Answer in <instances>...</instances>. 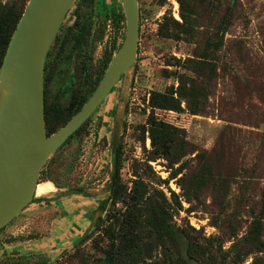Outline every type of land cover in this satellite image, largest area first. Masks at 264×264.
I'll use <instances>...</instances> for the list:
<instances>
[{
    "label": "rangeland",
    "instance_id": "rangeland-1",
    "mask_svg": "<svg viewBox=\"0 0 264 264\" xmlns=\"http://www.w3.org/2000/svg\"><path fill=\"white\" fill-rule=\"evenodd\" d=\"M28 1L0 0V5ZM112 1L116 2V8L121 6L120 0H105V4ZM80 7L81 3H77L72 8L65 24L72 22L75 11L91 15L86 50L92 54L94 65L101 61L104 64L113 42L116 51L120 47L124 29L117 30L112 17L101 15L99 0L81 10ZM139 10L137 61L128 77V100L120 135L119 177L128 188L136 174L156 184L157 178L166 181L172 173L165 159H150V140L141 127L146 126L150 114V93H171L177 87L170 77L175 68L167 66L168 62L175 64L173 58L185 59L192 49L183 42L174 41L170 31H164L162 26L164 16L180 21L176 0H167L162 7L158 6V0H139ZM224 41L226 46L220 53L219 64L226 69L219 71L205 112L178 115L155 111L154 116L158 126L178 134L192 146L193 153L187 158L207 153L215 174L230 175L225 201L220 203L223 198L217 197L222 192L205 188L201 192L202 203L190 205L181 197L176 179L170 180L168 185L155 186L167 197H170L169 190L180 196L183 209L174 215L177 226L193 228L199 233H195V237L221 239L223 252H229L232 244L246 234L254 217L262 218L264 234V80L256 84L245 82L255 72L264 79V0H240L236 18ZM58 76L55 87L62 86L65 81V68L62 67ZM119 100V89L115 87L83 129L54 153L40 174L39 185L50 183L57 192L82 189L94 194L108 189L112 174L110 150L114 113ZM104 198H86L82 200L86 205L71 197H66V201L74 206V212L86 210L91 214ZM120 206V203L115 207L109 204L96 223L105 220L110 210ZM78 216L69 214V209L64 211L62 204L28 206L0 230V264H101L108 244L103 232L106 224L92 227L90 218L80 222ZM87 235L90 238L86 242L74 246L78 236ZM233 256L230 252V257ZM159 258L156 252L147 263L157 264ZM257 258L264 264V254ZM252 263L253 256H249L242 264Z\"/></svg>",
    "mask_w": 264,
    "mask_h": 264
},
{
    "label": "trees",
    "instance_id": "trees-1",
    "mask_svg": "<svg viewBox=\"0 0 264 264\" xmlns=\"http://www.w3.org/2000/svg\"><path fill=\"white\" fill-rule=\"evenodd\" d=\"M93 1L78 0V3H81L79 9L92 5ZM166 1L158 0V6H164ZM176 2L179 6L180 21L171 16H164L163 29L170 31L174 41L183 42L192 49L185 59L173 58L175 64L168 62L167 66L175 68L170 77L174 78L177 87L171 93L159 91L150 93L148 98L150 114L146 126L141 127L142 133L147 132L150 140L152 148L150 159H165L172 173L166 181L157 178L156 184H151V181L147 182L145 178L136 174L128 188L119 177L122 156V147L119 143L117 179L109 198L102 201L100 209L104 212L109 204L115 207L120 203L121 206L110 210L105 220L100 219L94 226L106 224L103 232L108 244L104 250L102 264H152L147 261L152 260L156 252L160 257L157 264H228V262L242 264L249 256H253L252 264H263V261L257 258V255L264 254L263 224L260 216L254 217L246 234L232 244L229 252H223V240L195 237L194 234L199 233L193 228L177 226L174 215L183 209L180 196L169 190L170 197H167L163 190L155 186L168 185L170 180L176 179L182 191L181 197L190 205L202 203L201 192L205 188H213L217 192H222L217 196L223 198L221 203L225 201L227 195L225 191L228 189L230 177L229 174L214 173L213 163L209 162L207 153L197 154L194 159L187 158L193 153L192 146L178 134L158 126L154 113L159 111L178 115L185 113L201 115L205 112L208 97L214 82L218 79L219 71L226 69L224 65L219 64L220 53L226 46L225 35L234 23L240 0H176ZM26 4L9 2L0 5V67ZM99 11L105 18H113V26L117 30L124 28L121 6L116 8L115 1L106 5L105 0H99ZM75 19L74 39L76 36L88 38L91 15L75 11ZM114 51L115 42L105 58L104 69ZM164 73H168L167 70H164ZM247 78L249 79L245 82L254 84L264 80L258 72ZM44 113L48 136L62 127L72 115L63 109L59 113H54L47 107L44 108ZM82 129L83 127L75 135ZM148 169L150 170V167ZM72 195L90 197L82 189H68L61 197ZM233 237H236L235 234ZM89 238L90 235L85 236L82 243ZM230 252L234 254L233 257H230Z\"/></svg>",
    "mask_w": 264,
    "mask_h": 264
},
{
    "label": "water",
    "instance_id": "water-1",
    "mask_svg": "<svg viewBox=\"0 0 264 264\" xmlns=\"http://www.w3.org/2000/svg\"><path fill=\"white\" fill-rule=\"evenodd\" d=\"M120 1L124 18L120 47L83 107L50 136L44 117L45 62L60 27L78 0H29L26 4L0 67V230L44 196H37L36 189L48 161L121 83L110 150L113 160L109 188H113L128 77L137 61L140 36L139 0ZM63 193L59 192V196ZM87 193L90 197L72 196L99 198L109 196L110 190Z\"/></svg>",
    "mask_w": 264,
    "mask_h": 264
},
{
    "label": "flooded vegetation",
    "instance_id": "flooded-vegetation-1",
    "mask_svg": "<svg viewBox=\"0 0 264 264\" xmlns=\"http://www.w3.org/2000/svg\"><path fill=\"white\" fill-rule=\"evenodd\" d=\"M65 20L62 26L60 27L56 39L48 52L44 68V108L47 107L49 111H52L54 113H59L61 109L66 110L67 114L71 113L72 115L68 118L64 125L83 107L88 98L92 95L99 82L101 81L103 74L110 62H108L105 69L103 68L104 66L102 61L96 62V65H94L92 61V54H90V51L86 50L89 45L86 36H76L75 39L73 37V29L75 28L76 21L75 16H73V20L70 24H65ZM62 67L66 70L65 81L62 83V86L55 87L54 85L57 84V80L59 79L58 75ZM82 86H84L85 91L83 94L81 93V89L83 88ZM120 86L121 83L117 85L119 92ZM63 98H66L65 102L62 101ZM102 102L100 103V105L102 104ZM99 106L97 107V109L99 108ZM96 110L79 127V129L85 126V124L92 118ZM114 116L116 119V111L114 113ZM79 129L74 132L66 140V142L73 138L75 134L79 131ZM66 142L64 144H66ZM108 189L111 191L109 187ZM109 196H105L106 198H104V200L108 199ZM66 197L70 196H65V198ZM101 204L102 201L100 202L98 209L93 211L91 214H89V211H87V213L85 214L86 219H91L90 223L92 227H94L98 223H96L98 216L102 215L103 211H101L100 209ZM95 215H97V218H95ZM94 220L96 224L93 223ZM84 237L78 236V239L74 242V246H76L77 244H82V239Z\"/></svg>",
    "mask_w": 264,
    "mask_h": 264
},
{
    "label": "crops",
    "instance_id": "crops-1",
    "mask_svg": "<svg viewBox=\"0 0 264 264\" xmlns=\"http://www.w3.org/2000/svg\"><path fill=\"white\" fill-rule=\"evenodd\" d=\"M71 199H79V204L81 205H86V202H82V200H85L86 198L83 197H79V196H70ZM65 197H60L59 196V192H57V190L54 188L53 191L45 194L44 196L41 197V199L37 200L34 204H37V206H41V207H46V206H57L62 204L63 206V210L65 211V209H69V214H75V215H79V220L80 222H85L86 218H85V214L87 213L86 210L83 211H75L72 210V207L74 206H70ZM60 203V204H59ZM49 204V205H48ZM68 211V210H66ZM50 252V250L47 251V253Z\"/></svg>",
    "mask_w": 264,
    "mask_h": 264
},
{
    "label": "bare ground",
    "instance_id": "bare-ground-1",
    "mask_svg": "<svg viewBox=\"0 0 264 264\" xmlns=\"http://www.w3.org/2000/svg\"><path fill=\"white\" fill-rule=\"evenodd\" d=\"M51 191H53V187L51 186L50 183L40 184L37 186L36 195L42 196V195H45Z\"/></svg>",
    "mask_w": 264,
    "mask_h": 264
}]
</instances>
